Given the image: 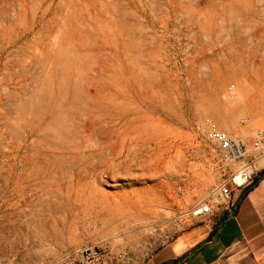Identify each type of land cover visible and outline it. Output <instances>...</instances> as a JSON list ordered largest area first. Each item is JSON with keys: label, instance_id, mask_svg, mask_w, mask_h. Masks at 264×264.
<instances>
[{"label": "rangeland", "instance_id": "rangeland-1", "mask_svg": "<svg viewBox=\"0 0 264 264\" xmlns=\"http://www.w3.org/2000/svg\"><path fill=\"white\" fill-rule=\"evenodd\" d=\"M253 58L264 0H0V264H141L213 217L235 167L206 133L264 128Z\"/></svg>", "mask_w": 264, "mask_h": 264}, {"label": "crops", "instance_id": "crops-1", "mask_svg": "<svg viewBox=\"0 0 264 264\" xmlns=\"http://www.w3.org/2000/svg\"><path fill=\"white\" fill-rule=\"evenodd\" d=\"M257 166L262 169L251 183L255 185L246 193L236 211L231 207L203 224L188 228L141 264H179L198 246L201 248L181 264H264L263 162H258ZM244 189L233 192L232 206ZM227 213V219L223 218ZM224 219L226 221L221 226Z\"/></svg>", "mask_w": 264, "mask_h": 264}, {"label": "built area", "instance_id": "built-area-1", "mask_svg": "<svg viewBox=\"0 0 264 264\" xmlns=\"http://www.w3.org/2000/svg\"><path fill=\"white\" fill-rule=\"evenodd\" d=\"M207 140L214 145L222 162L233 165L235 170L218 186L211 189L208 202L194 211V216L210 217L232 207L235 190L252 183L260 173L258 162L264 168V128L257 131L251 142L216 128L206 133ZM110 253L95 244L85 245L76 252L75 264H110ZM112 264H120L119 257Z\"/></svg>", "mask_w": 264, "mask_h": 264}, {"label": "bare ground", "instance_id": "bare-ground-1", "mask_svg": "<svg viewBox=\"0 0 264 264\" xmlns=\"http://www.w3.org/2000/svg\"><path fill=\"white\" fill-rule=\"evenodd\" d=\"M244 71L246 72L244 75V78L246 81L245 87L247 90L246 94H248V96H247L248 100H250V98L255 99L254 97L259 96V95L262 98V96H264V64L262 62H260V60L253 58L251 60V65L249 66V68L248 67L245 68ZM170 145L171 144H169L168 146H170ZM172 152H173V150H172ZM165 155H166V153H165ZM163 158L161 160H163ZM155 163H157V162H155ZM150 173L153 177H155V181H156L155 185L151 189L152 191L158 189L161 182L173 181L176 178V173L165 171V168L163 165L157 169H150ZM125 195H126V193H125ZM90 208H92V206Z\"/></svg>", "mask_w": 264, "mask_h": 264}, {"label": "water", "instance_id": "water-1", "mask_svg": "<svg viewBox=\"0 0 264 264\" xmlns=\"http://www.w3.org/2000/svg\"><path fill=\"white\" fill-rule=\"evenodd\" d=\"M255 185V183L251 184L250 186H248L247 188L244 189V191L242 192V194L240 195V197L238 198V200L236 201L235 203V206H234V211H236L239 207V203L242 201V199L244 198V196L246 195V193ZM227 219V218H226ZM226 219H224L222 222H221V226L224 224V222L226 221ZM218 232H216V235H217ZM201 248V246H198L197 248H195L192 252H190L189 254H187L186 256H184L182 258V260L179 262V264L182 263L183 260H185L186 258L190 257L191 255L195 254L196 251Z\"/></svg>", "mask_w": 264, "mask_h": 264}, {"label": "trees", "instance_id": "trees-1", "mask_svg": "<svg viewBox=\"0 0 264 264\" xmlns=\"http://www.w3.org/2000/svg\"><path fill=\"white\" fill-rule=\"evenodd\" d=\"M232 208H233V209H232ZM232 208H231V209L234 210V205L232 206ZM228 215H229L228 213H227V214H224V217H223V218H226ZM212 235H214V232H213ZM212 235H211V236H212Z\"/></svg>", "mask_w": 264, "mask_h": 264}]
</instances>
